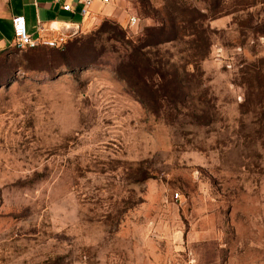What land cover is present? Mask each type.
Listing matches in <instances>:
<instances>
[{
    "label": "rangeland",
    "instance_id": "1",
    "mask_svg": "<svg viewBox=\"0 0 264 264\" xmlns=\"http://www.w3.org/2000/svg\"><path fill=\"white\" fill-rule=\"evenodd\" d=\"M260 1L96 0L50 37L74 71L0 59V264H264ZM169 13L184 34L141 47Z\"/></svg>",
    "mask_w": 264,
    "mask_h": 264
},
{
    "label": "crops",
    "instance_id": "2",
    "mask_svg": "<svg viewBox=\"0 0 264 264\" xmlns=\"http://www.w3.org/2000/svg\"><path fill=\"white\" fill-rule=\"evenodd\" d=\"M67 2L72 4V11L62 10L59 3H53L51 0H0V54L13 51V16L22 15L28 33L33 38L44 41L70 30L77 31L84 23L86 15L98 10L94 1L87 8V13L82 15L80 4L75 0Z\"/></svg>",
    "mask_w": 264,
    "mask_h": 264
},
{
    "label": "trees",
    "instance_id": "3",
    "mask_svg": "<svg viewBox=\"0 0 264 264\" xmlns=\"http://www.w3.org/2000/svg\"><path fill=\"white\" fill-rule=\"evenodd\" d=\"M214 1L216 2V4L218 3V0H214ZM260 3L264 5V0H261ZM185 9H187V8L183 7V10H185ZM194 21H196V20H192V22H194ZM198 27H199V29H197V28L195 29L196 35H197V39L195 41H197V43H198L197 48H199V49L203 48V50L204 49L206 50V44L208 47V43L206 41L205 36L203 35L204 30L201 29L199 24H198ZM185 28H186V25L183 24V21L181 18H180V20H175V18L172 17V13H169L166 16V20L164 22H162L160 26H157L156 28L147 29V31L150 35L147 33L145 34V37L142 40L143 42H142L141 47H144V46L150 45V44L152 45V42H151L152 40L150 38L151 36H152V39H154L155 44H160V43H165L167 41L176 40L178 36H182L184 34ZM168 35H170V36H168ZM66 39L67 38L65 37V39L60 44H57L54 46H48V45L43 44V43H38L34 46H27L21 50L16 49L15 46L13 45V51L9 52L7 54H0V59H2L4 61H6L7 59L10 60L9 57L13 58L17 52H22L24 50L42 49L46 46V47H50L52 49H55L56 56H58V59H60L62 61V66H61L62 69L65 71H68V72H72L75 69L72 66H75V65L78 66V65H80V62H74V63L69 62V53H70V48H71L70 43L71 42H68V40H66ZM141 55L144 56V53H141ZM144 59L148 64V59L145 57H144ZM1 65L4 66L5 62L1 63ZM57 69L58 68H56L54 70H57ZM149 70H150V66L146 70L141 71L138 79L132 78L127 73L128 71H126L125 69L123 70L122 67L118 71V74H120L121 78L126 80L133 89L141 91V86H143L145 88L144 84L149 82V80L152 79L153 75H158L161 78V74L158 70H153L151 72H149ZM161 82H162V80L160 82H158V84L160 83V86H161ZM146 96H149V94H146Z\"/></svg>",
    "mask_w": 264,
    "mask_h": 264
},
{
    "label": "built area",
    "instance_id": "4",
    "mask_svg": "<svg viewBox=\"0 0 264 264\" xmlns=\"http://www.w3.org/2000/svg\"><path fill=\"white\" fill-rule=\"evenodd\" d=\"M53 3H59L62 10L72 11V4L67 2V0H51ZM96 0H75L76 3L81 5V13L85 15L87 13V8ZM103 2H108V0H102ZM136 18L134 16L129 17V24L134 25L136 23ZM12 33L14 39V46L16 49L21 50L27 46H34L38 43H43L48 46H54L56 44V39H46L44 41L33 38L27 31L25 18L22 15L13 16L11 19ZM59 39L62 40L64 34L58 35ZM175 197L178 194L174 195Z\"/></svg>",
    "mask_w": 264,
    "mask_h": 264
}]
</instances>
